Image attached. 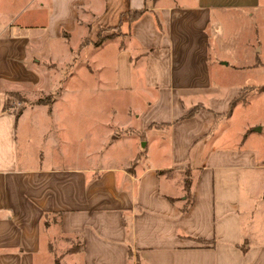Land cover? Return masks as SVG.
Instances as JSON below:
<instances>
[{
  "label": "crops",
  "instance_id": "1",
  "mask_svg": "<svg viewBox=\"0 0 264 264\" xmlns=\"http://www.w3.org/2000/svg\"><path fill=\"white\" fill-rule=\"evenodd\" d=\"M161 1L31 0L0 24V264H264V126L248 123L264 114V0L219 5L218 27L232 9L256 34L243 67L211 61V6ZM110 43L113 65H92ZM78 67L112 117L74 132L56 108ZM10 93L50 102L5 111Z\"/></svg>",
  "mask_w": 264,
  "mask_h": 264
},
{
  "label": "rangeland",
  "instance_id": "2",
  "mask_svg": "<svg viewBox=\"0 0 264 264\" xmlns=\"http://www.w3.org/2000/svg\"><path fill=\"white\" fill-rule=\"evenodd\" d=\"M27 1L31 0H0V24L9 20H12L14 22L16 19H18V15H24L29 14L27 12L26 8L22 9L25 6V3ZM228 1V4H231L233 0H162L160 2V5H167V4H177L179 6H188V7H197V6H211L213 9V21H212V29L213 33L211 36V61L215 62L216 60H222L224 59L225 61L229 60V62L232 65L238 66V67H243L245 64L249 62V58L245 59V52L248 49V45L253 42L256 39V34L253 31L252 26L249 25V19L243 17L240 14H236L237 12L235 10H228V18L227 21L229 22V16L234 20V22H237L236 24L233 25H228L226 27H218L219 22V5L221 4H226ZM17 16V17H16ZM226 16L224 17V19ZM242 22V23H241ZM5 25H0V31H3L5 29ZM260 31L264 30V26H259L258 27ZM119 31H116L113 34H117ZM260 36V34H259ZM262 36L261 38H263ZM57 44V43H56ZM75 44V42H74ZM59 44H57L58 46ZM109 48H107L106 52H101L98 53V55H94L92 58L90 56L93 53H90L88 56V59L90 60V63L92 65H95L94 61L95 60H101L104 63H107L108 65H113V60L112 57V51L114 46V43H110ZM95 53V52H94ZM263 63H264V59ZM228 62V61H227ZM115 64V61H114ZM259 75L255 73V77H259L260 79H257L258 82L264 83V64L263 66H260L258 69ZM245 75L247 72L245 71ZM231 80H235L236 77L231 78ZM57 82V81H56ZM98 83V82H96ZM95 81L85 72L80 70V67H78V88H69L70 90V99L68 103L58 104V109L56 108V111L59 110L60 113H65V114H72V115H78V121L74 123V128L72 129L74 132L79 130L80 126H86L84 125L85 123L82 124L81 120L83 115H95L98 118V121L100 124H102L103 121L108 122L109 119L112 117L111 113V107L112 104L110 102H107L105 96L102 95V92L99 91L96 87ZM74 91H78V106L76 105H68L70 103L71 98L73 97ZM76 97V96H75ZM246 97V96H244ZM45 99V98H43ZM40 100V99H39ZM263 99L261 98V101ZM73 101V100H71ZM260 101V102H261ZM30 104V102L26 101L23 104ZM264 104V100H263ZM18 110L21 109V103L17 104ZM259 108V107H256ZM264 108V105H263ZM97 110V111H96ZM57 114V113H56ZM117 116L121 118V114L117 113ZM87 121V120H86ZM85 121V122H86ZM253 122H258V124H262L264 126V114L261 113V109H258V112L252 114V116L248 117V123L251 124ZM90 124L92 123H88ZM62 123H57V126H61ZM252 126V125H250ZM259 127V126H258ZM61 128V127H59ZM253 130V129H251ZM98 131H103L102 127H99ZM90 132V130H89ZM94 133V131H92ZM101 133V132H100ZM78 134L85 135L86 131H79L76 134L71 135V151L76 150L78 151ZM264 137V132L261 134ZM84 145V141H83ZM111 151V150H109ZM123 156H126L125 150H117L115 151V157L122 158ZM65 249L67 246L62 244ZM58 243H55V248L57 249V253L63 252V250H60L58 248ZM65 251V250H64ZM76 263H78V260H76ZM65 264V262L63 263Z\"/></svg>",
  "mask_w": 264,
  "mask_h": 264
},
{
  "label": "trees",
  "instance_id": "3",
  "mask_svg": "<svg viewBox=\"0 0 264 264\" xmlns=\"http://www.w3.org/2000/svg\"><path fill=\"white\" fill-rule=\"evenodd\" d=\"M142 14V11H137L134 13H128V21L129 22H133L135 20H137L138 17H140ZM119 34V33H117ZM119 35L113 34L107 37H100L98 42L95 44L96 47L101 46V44H103V42H106L107 40H113L116 37H118ZM257 93H262L264 92V87H259L258 89L255 90ZM247 94V91L243 90L242 91V95L240 98H244V96ZM25 103L26 100L24 98H22L19 94L17 93H10L9 95H7V99H6V103L4 105V110H8L10 108H12L16 103ZM28 102V101H27ZM50 99L49 98H45V99H40L34 102H30L31 105H40V104H49ZM237 101L231 103L230 108H232L233 105H235ZM184 189L186 191V198H187V203L184 207V211H186V209L188 208V206L190 205V181L187 179H185L184 181Z\"/></svg>",
  "mask_w": 264,
  "mask_h": 264
},
{
  "label": "water",
  "instance_id": "4",
  "mask_svg": "<svg viewBox=\"0 0 264 264\" xmlns=\"http://www.w3.org/2000/svg\"><path fill=\"white\" fill-rule=\"evenodd\" d=\"M256 130H257V131H259L260 129H259V128H257Z\"/></svg>",
  "mask_w": 264,
  "mask_h": 264
}]
</instances>
